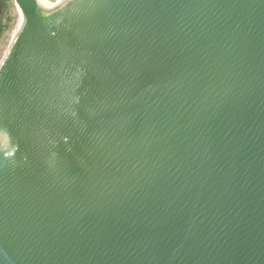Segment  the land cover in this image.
Returning a JSON list of instances; mask_svg holds the SVG:
<instances>
[{
	"label": "water",
	"instance_id": "water-1",
	"mask_svg": "<svg viewBox=\"0 0 264 264\" xmlns=\"http://www.w3.org/2000/svg\"><path fill=\"white\" fill-rule=\"evenodd\" d=\"M12 1L0 264H264V0Z\"/></svg>",
	"mask_w": 264,
	"mask_h": 264
},
{
	"label": "flooded vegetation",
	"instance_id": "flooded-vegetation-1",
	"mask_svg": "<svg viewBox=\"0 0 264 264\" xmlns=\"http://www.w3.org/2000/svg\"><path fill=\"white\" fill-rule=\"evenodd\" d=\"M12 4L14 6L13 1ZM10 6L11 0H0V52L5 45L6 32L12 21V16L9 10Z\"/></svg>",
	"mask_w": 264,
	"mask_h": 264
},
{
	"label": "rangeland",
	"instance_id": "rangeland-1",
	"mask_svg": "<svg viewBox=\"0 0 264 264\" xmlns=\"http://www.w3.org/2000/svg\"><path fill=\"white\" fill-rule=\"evenodd\" d=\"M48 1L49 2H56L57 0H48ZM9 10H10V13H11V16H12V21H11V23L9 25V28H8L7 32H6L5 45L3 46L2 51L0 52V57L3 54V52L5 51L8 43H9V41L11 39V37L13 36L15 28H16V25L18 23V21H17V11H16V8L12 4V0H11V6L9 7Z\"/></svg>",
	"mask_w": 264,
	"mask_h": 264
},
{
	"label": "bare ground",
	"instance_id": "bare-ground-1",
	"mask_svg": "<svg viewBox=\"0 0 264 264\" xmlns=\"http://www.w3.org/2000/svg\"><path fill=\"white\" fill-rule=\"evenodd\" d=\"M41 3H43V4H45V5H54V4H56L57 2H59V1H61V0H57L56 2H49L48 0H39ZM17 11V10H16ZM18 19H17V21L19 22L20 21V18H19V16L17 17ZM17 27H18V23H17V25H16V28H15V31H16V29H17ZM15 31H14V33H15Z\"/></svg>",
	"mask_w": 264,
	"mask_h": 264
}]
</instances>
